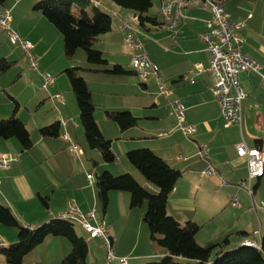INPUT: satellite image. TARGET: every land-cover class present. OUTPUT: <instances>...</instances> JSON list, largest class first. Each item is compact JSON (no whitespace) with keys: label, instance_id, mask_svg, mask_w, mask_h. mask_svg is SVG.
Instances as JSON below:
<instances>
[{"label":"crops","instance_id":"obj_1","mask_svg":"<svg viewBox=\"0 0 264 264\" xmlns=\"http://www.w3.org/2000/svg\"><path fill=\"white\" fill-rule=\"evenodd\" d=\"M38 1L40 0H6L0 7L9 10L10 29L14 33L16 32V19L25 23L27 26L25 31L27 39L25 40L34 45L31 50L33 52L34 49L32 55L40 65L39 73L45 71L51 75L60 55L52 56L53 49L55 48V52L61 51L63 38L51 23L38 16L39 13L34 9ZM162 1L159 0L160 6ZM100 2L102 4L101 0ZM226 2L227 0L224 2V9L229 13L230 18L234 21H243L244 28H246L247 21L252 19L251 13L242 15L236 9L242 5L250 7L253 4L252 0H238L235 4L229 1L227 7ZM90 10L91 7L85 9L86 12ZM112 10L116 12L114 13L116 17L118 16L117 22L113 24L112 20L111 30L99 36L96 43H99L102 48L98 50L112 57L107 60V68L118 64L126 70H132L130 52L127 46H124L123 41L125 31L121 28L123 21H129L126 18L130 14L125 10H116V8ZM248 15L250 17H247ZM210 16L211 12L204 7L203 1L186 0L183 7L173 8L172 18L177 19L173 28H168V22L162 18V23L158 27L143 28L145 31L167 29L152 32L156 33L154 34L156 43H145L141 37L144 35H141L142 30L132 25V28L136 30L137 38L143 43L148 58L145 47L147 46L151 53H153V45L157 47L158 57H153L151 60L157 65V74L164 83H167L170 93L168 95L159 94L153 74L143 81L136 82L131 77L132 75L138 77L133 70L129 74L112 76L104 81L105 84L96 83V91L102 96L111 94L121 97L122 102L116 106H105V112L129 111L137 120L135 126L126 130H121L117 124V126L110 124L109 127H102L101 124L106 125L113 120L108 118L105 112L98 114L96 107L99 105L94 103L92 91L88 84L87 86L90 90L91 101L95 105V121L103 137L111 142V150L115 157H119L117 164H102L100 167L113 175L124 171L133 175L135 170L126 166L122 158L133 149H151L171 167L181 172V177L168 197L167 213L180 224L191 221L199 225L200 228L195 235L199 245H206L228 236L227 248L232 249L241 246L245 239H260L261 241L264 233V207L261 205L264 200V174L252 179V193L249 194L241 185L247 178V161L245 157H240L236 153V144L242 139L247 148H258L264 153V78L259 77L263 80L261 81L263 87L257 88L258 84L253 78L256 74L251 71L240 73L238 84L246 93L241 106V128L238 125L225 127L220 107L211 93L213 79L207 71L209 53L205 49V44L199 39V33L205 29V22ZM38 24L43 29V35L37 34L36 36L33 32ZM3 32L0 30V59L9 60L14 64L13 69L17 67L19 71L10 85H3L0 82V118H7L14 114L28 129V123L22 118L23 114L20 111V106L24 102L31 118L32 129H28L31 142L28 148H22L16 138L0 139V155L7 153L16 157L9 168L0 169V203L9 207L23 226L34 228L60 218L67 209L68 203L73 201L85 214L95 210V217L109 229L115 255L125 257L116 250V244L124 240L129 226L136 227L130 250L131 262H137L144 256L156 255L160 258L166 255L167 250L163 247L153 254L135 253L141 237L147 245L148 238L150 239L149 230H144L143 225L145 203L138 207H131L129 193L110 191L106 209L102 208L99 212L95 181L92 184L87 182V174L93 176L94 174L89 170L87 155L90 152L83 147L86 141L84 142L79 111L77 113L74 109L70 96H63L54 85V93L49 95L51 100H47V95L42 93L43 85L40 89L37 81L31 78L29 81L25 79L23 87L19 90L12 88L13 82L17 79L19 82L23 81L24 76L21 77V75L25 71H37H33L28 64L19 63L22 57L14 59L21 52L18 49L10 50L6 44L5 32ZM45 33L48 38L44 36ZM114 50L115 52H112ZM252 59L260 61L261 71L264 70V54L261 55L260 60L256 57ZM195 63H201L204 71L190 73L189 70ZM59 70L61 68L58 65L57 71ZM91 70L102 73L97 68ZM106 83L112 88L109 87V89ZM24 88L30 90L25 97L21 95ZM4 94L9 98V102H1ZM56 94L62 96L63 103L59 102ZM173 100H180L184 105L187 123L196 128L194 135L187 136L177 129L171 105ZM30 102L33 103L31 108L28 106ZM48 104L53 106L54 115L45 122L42 116L51 113L45 114L42 111ZM58 114L66 120L65 125L57 120ZM54 122L59 123L57 136H46L40 132L41 128ZM111 129L113 133L105 137L104 131ZM64 133L68 136L67 140L62 137ZM72 142L82 148L81 156H85V159L71 155L69 146ZM199 143L205 144L209 150L205 157L197 154ZM95 164H98L97 161ZM208 166H212L216 172L209 177H204L201 171ZM94 172L95 177L100 174L97 169ZM221 181L226 184L220 185ZM144 183L140 184L144 187L148 185L155 192L157 191L146 181ZM41 198H45V203ZM235 199L237 205L232 204ZM250 206H254V210L249 211ZM139 230L140 233H138ZM255 231L259 232L260 237L253 234ZM81 236L88 245L87 263L90 264L89 254H91V264H104L101 250L104 247L101 246V241L97 238H89L87 234ZM0 238L3 239L5 245L15 243L17 229L0 225ZM69 250L70 243L65 237H48L41 245L29 252L21 264H60ZM99 251H101L100 254ZM0 264H8L2 255H0Z\"/></svg>","mask_w":264,"mask_h":264},{"label":"trees","instance_id":"obj_2","mask_svg":"<svg viewBox=\"0 0 264 264\" xmlns=\"http://www.w3.org/2000/svg\"><path fill=\"white\" fill-rule=\"evenodd\" d=\"M5 1L0 0V5ZM88 1L40 0L34 5V9L39 10L62 35L64 54L67 58L71 59L76 50L81 48L85 51L89 63L104 67L107 64L104 53L96 49L94 45L100 35L111 30L112 16L100 7L91 6L90 12H86ZM109 1L121 8L132 10L141 28L158 27L162 23L157 17L147 13L153 6L154 0ZM73 4H78L81 7L78 14L72 13ZM11 64L10 61L0 59V74L6 72ZM101 71L115 75L133 72L118 64L112 65L111 68L105 67ZM65 72L75 95L88 147L97 148L104 162L114 161L115 155L111 150V142L103 137L95 121V105L91 101L86 81L77 76L72 68ZM105 113L121 130H126L137 124L136 118L129 111H107ZM40 132L46 136H57L59 123L54 122L45 126L40 129ZM8 138H16L22 148H28L31 144L30 132L14 114L7 118H0V139ZM126 159L157 191L149 192L129 173L114 176L109 171H104L102 174L96 175L94 179L97 199L105 210L109 192L124 191L130 195L131 207L146 204L143 220L148 227L150 240L165 248L167 254L156 261L144 264H264V233L261 236L259 248L241 245L228 249V236L206 245H199L195 235L200 226L191 221L180 224L167 213L166 209L168 197L181 177V172L171 167L149 148L130 150L126 153ZM41 200L45 203V198H41ZM0 225L17 229V241L0 246V255L5 258L8 264H21L29 252L41 245L48 237L55 236H63L70 243V250L62 258L60 264H88L87 242L84 237L77 235L72 221L57 218L41 226L29 228L23 226L16 219L7 205L0 203Z\"/></svg>","mask_w":264,"mask_h":264},{"label":"built area","instance_id":"obj_3","mask_svg":"<svg viewBox=\"0 0 264 264\" xmlns=\"http://www.w3.org/2000/svg\"><path fill=\"white\" fill-rule=\"evenodd\" d=\"M91 6L100 7V0H89ZM186 0H163L160 6V16L162 20L167 21L168 28H173L177 19L172 18L173 8H181ZM225 0H205L204 7L208 8L211 16L205 22V29L199 33V38L205 44V49L209 53V64L207 71L211 74L213 83L211 86V93L220 107L222 116L224 118V126L238 125L241 128V106L246 97L245 91L238 84L239 75L242 72H254L261 76V65L254 59L248 57L242 52L244 38L242 30L245 27L243 21H234L224 9ZM247 17H250L248 15ZM10 12L9 10L0 7V30L6 32L9 42L18 44L24 51L25 56L29 58V66L36 70L39 66L38 60L31 55L33 43L21 39L15 34L9 25ZM121 28L125 31L124 43L130 52V67L138 75L141 80H145L149 75L153 74L156 78L157 88L159 94L168 95L169 89L167 83H164L161 77L158 76V67L151 63L144 51L143 43L137 38L136 30L132 26L123 21ZM204 68L201 63H195L193 68L189 70L190 73L202 72ZM43 87L48 88L53 86L54 78L47 72L40 73ZM57 99L63 103L62 96L56 95ZM172 111L177 122V129L187 136H192L196 133V128L186 121L185 107L180 100H173ZM57 120L62 124H66L60 114L56 116ZM63 139L67 140L66 133L62 134ZM197 154L200 157H205L209 150L203 143L197 145ZM69 150L73 157H80L83 154L82 148L77 143H70ZM236 153L240 157H245L247 161V178L241 185L252 193L251 181L254 178H259L264 174V153L258 148H247L244 140L236 144ZM15 156L7 153L0 157V169H7L11 166ZM215 169L208 166L201 171V175L209 177L215 174ZM87 181L89 184L94 182V176L87 174ZM224 181L220 185H225ZM233 205H237L236 199L232 201ZM264 207V200L261 202ZM249 211L254 210V206L248 208ZM60 218L72 221L78 224L90 238H97L101 241L102 246L106 250V264H127V258L115 256L112 250V241L109 235V229L105 224L95 217V210H91L87 214L83 213L75 202L70 201L67 209L61 214ZM259 236V232L253 233ZM260 237V236H259ZM4 241L0 238V246H3ZM245 246L260 247V239H245L242 243Z\"/></svg>","mask_w":264,"mask_h":264},{"label":"rangeland","instance_id":"obj_4","mask_svg":"<svg viewBox=\"0 0 264 264\" xmlns=\"http://www.w3.org/2000/svg\"><path fill=\"white\" fill-rule=\"evenodd\" d=\"M101 1H102V4H101L100 8L105 10V11H107L109 14H111L113 16L112 17L113 18L112 19L113 20V24H115L117 22V17L118 16L116 17V15L114 14L116 12H114L112 10V8H116V10H125L126 12H129L130 16L128 18H126V19L130 21V22L129 21L128 22H129V24L131 26L133 25L134 27L142 30L141 31V33H142L141 35H143V34L144 35L141 36V37L143 38V41L145 40V43H147V42H155L156 43V38L154 37V34H156V33H152V32H155V31H158V30H167L165 28H159L158 30L154 29V31H152V30H149V31L146 30L145 31L143 28H141L138 25V20H137L134 12L132 10L121 8V7L115 5L113 2H111L109 0H101ZM229 1L231 3H233V4L238 3V0L237 1H235V0H227V2H229ZM38 2H36V3H38ZM227 2H226V7L228 5ZM88 3L89 4L86 6V9L91 7L90 6L91 2L88 1ZM252 3L253 4L250 7L248 5L238 6L236 11L238 13H242V15H244V14H246L248 12L251 13V15H252V19H249L247 21L246 28H244L242 30V35H243V38H244V44H243L242 51L245 54L249 55L250 58L256 57V58H258V60H260L261 55L264 54V0H252ZM110 7H112V8H110ZM80 9H81V7H79L78 4H73L72 5V13L73 14H78L80 12ZM159 10H160L159 0H154L153 1V6L148 10L147 13H148V15L153 16V17H157L159 20H161V16H160ZM37 12L39 13L38 16L45 18L43 16V14L39 10H37ZM45 20H47V19L45 18ZM15 29H16L15 30L16 31L15 34H17L23 40L27 39V36L25 35V31L27 30V26L25 25L24 22H20L18 19H16L15 20ZM37 34H42L43 35V29L39 26V24L35 26V30L33 32V35L37 36ZM5 35H6V37H5L6 44L8 45L10 50L14 51V50L18 49L21 52L20 55H16L14 57V59H19V58L22 57V59L19 60V63H25V65L26 64L29 65V58L24 55V53L20 49L19 45L18 44H13L12 45L9 42V40H8V36H7L6 32H5ZM44 36L46 38H48V35L46 33L44 34ZM61 43H62L61 51L55 52V48L53 49L52 56H57L59 54L60 55H59V61H57L55 63L56 68H54V71H51V75H52L53 78H55V81H56V83L54 84L55 88L58 89V91L60 93H62L63 96H66V95L70 96V98L72 100V105H73L74 109L77 110V113H78L79 110H78V107H77L75 95H74V93H73V91L71 89V86H70V83H69V79H68V75L65 72L66 70H68L70 68L73 69L74 73L77 76L82 77L86 81L88 86L90 87V89L92 91V94H93L92 95V99H93L94 103H96V105H99V106L96 107V111L99 112L98 113L99 115L104 114L105 106L106 107H113L112 105L116 106L118 103L122 102L121 97H116V96L111 95V94H108L106 96H102V95L98 94V92L96 91V83L101 82L100 84H105L104 83L105 80L111 78L112 76H117V75L107 74V73H104L103 71H100L102 73H96L93 70H91V69H96V68L99 69V70H102V69H105L106 66L103 67V66H99V65H96V64L89 63L87 61V56H86L85 51L83 49H81V48L76 50L75 54L73 55V57L71 59L67 58L65 56V54H64V43H63V41H61ZM124 46H126V45L124 44ZM94 47L96 49L102 48V46L99 43H95ZM145 49H146L147 54L149 55V58H148L149 61L151 63H153L151 59L153 57H158V49H157V47L153 45V53H151L150 49L147 46L145 47ZM112 52H115V50L112 51ZM32 53H34V49H33V52L31 50V55H32ZM104 58L106 60H109L112 57L110 56V54L105 53L104 54ZM258 63H260V61ZM13 65L14 64L12 63L11 67L9 68V70L7 72H5V73L0 75V82H2L3 85H7V86L10 85L12 79L16 78L17 72L19 70H18L17 67H15L13 69ZM58 65L61 68V70H59V71H57V66ZM39 66L35 70L37 72L25 71L24 74L21 75V77L24 76L23 77V81L21 80L19 82V80L17 79L15 82H13L12 88H15V89L19 90L20 87H23L25 79L27 81H29V78H31V80L33 79V80L37 81V86L41 89L40 86L43 85V82H42V79H41V76H40L41 72L39 73V70H38ZM252 73L256 74L255 76L257 78L256 77H253V78H254V81L256 82V84H258L257 88L258 87L259 88L263 87V84L261 83V81H263V80L260 79L259 77L264 78V70L263 69H262V71L260 70V73L263 76H261V75H259L257 73H254V72H252ZM59 76H60V79H58ZM131 77L133 79H135L136 82L141 81V79L139 77H137L136 75H132ZM37 78H39V80H41L40 81L41 84H40V82L38 81ZM239 83H240V81H239ZM106 85H107V83H106ZM54 86H50V87H48L46 89L45 88L41 89L42 93L47 95V100H51L49 95H50V93L51 94L54 93L53 92ZM109 87L112 88L111 86H108V88ZM29 91L27 90V88H24L23 91L21 92V95H23L25 97L26 95L29 94ZM2 96H3V99H2L1 102H3V103L9 102V98L7 97L6 94H4ZM54 98H55V96H54ZM64 99L66 100V97ZM68 105H69V103L67 104V106ZM28 106L31 108V106H33V103L30 102V104ZM13 107H14V105H13ZM20 111H21V114H23L22 118H24V120L27 121V123H28L27 124L28 125V129L31 130L32 129L31 118L29 117V115L27 113V106H26V104L24 102H22V104L20 106ZM42 112H44L45 114L46 113H51V114H47V116H42L43 121L47 122V121H49V118L53 117L54 108H53V106H49V104H48L44 108V111H42ZM78 115H79V113H78ZM106 122H108V121H106ZM110 122H108V124H106V125H103V124H101V125L104 128L111 126L110 124H113L114 126H117L116 123H114L113 121H110ZM175 122H176V119H175ZM176 127H177V122H176ZM104 133H105L104 134L105 137H107V135H109L110 133H113V130L112 129L110 131L105 130ZM84 142H85V136H84ZM83 147L87 151L90 152V154L87 155V158L89 159L88 160V163H89V166H90L89 170L94 174V179H95V172L94 171L96 169L98 170V172H100V174H102L105 171V170H103V168L100 167L102 164H105V165L117 164V161L119 159L118 156L115 157L114 161L106 163V162H104L102 160L100 151L97 148H93L92 149V148L88 147L86 143L83 145ZM3 154H5V153H3ZM1 155H0V157H1ZM83 158L85 159V156H81L79 159H83ZM122 160H124V162H125L124 164H126V166H130L129 168L131 170L132 169L135 170L134 174L132 176L139 183L145 184L144 183L145 180H144L143 176L139 173V171L136 169V167H134L132 164H130L128 162V160L126 159V156H124V158H122ZM95 161H97L98 164H95ZM122 169H124V167H122ZM124 173H126V171L118 172V174H115L114 176L121 175V174H124ZM94 187H95V182H94ZM145 188L151 193L155 192L153 189L148 187V185H145ZM98 208H99V212H101L102 211V205H101L100 202H98ZM143 225L145 226L144 230H148V227H147L145 222L143 223ZM73 227H74L75 232L77 233V235H79V236L86 235L85 231L78 224L74 223ZM127 232H128V234L126 236H124V240H122L121 242L116 244V250L118 252H121L123 255H125V257L124 256H118V255H115V256L127 258L128 259L127 264H144V263L153 262V261H156V260L159 259L158 256L152 255V256H144V257L140 258L137 262H134V263L131 262V257H130L131 252H130V250L132 249L131 245H132V243L134 241L133 238H134V234L136 232V227L129 226V228L127 229ZM138 233H140V230H139ZM148 236H149V233H148ZM91 240H93V239H91ZM67 241H68V239H67ZM143 243H145V242L143 240V237H141V240L139 242V246L135 249V253L142 254V255L144 253L153 254L155 251L157 252V250L162 248L156 242L150 241L149 238H148V245H147V243H145V244H143ZM98 245H99V243H98ZM101 250H102V258L104 257V264H106V250L104 248L101 249ZM100 252L101 251H99V254H100ZM119 255H121V254H119ZM91 261H92V257H91V254H89V262H90V264H91ZM110 264H113V263H110Z\"/></svg>","mask_w":264,"mask_h":264}]
</instances>
